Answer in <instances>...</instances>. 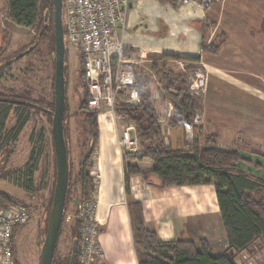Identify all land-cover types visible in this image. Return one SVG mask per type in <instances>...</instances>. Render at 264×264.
Returning a JSON list of instances; mask_svg holds the SVG:
<instances>
[{"label": "crops", "instance_id": "crops-1", "mask_svg": "<svg viewBox=\"0 0 264 264\" xmlns=\"http://www.w3.org/2000/svg\"><path fill=\"white\" fill-rule=\"evenodd\" d=\"M119 34L128 48L143 57L137 68L153 81L154 104L167 145L187 148L185 127L169 125L173 105L168 98L162 99L165 94H159L161 99H156V93L162 90L151 74L159 75L153 68L155 62L179 67L176 60L163 58L164 54L174 53L200 59L185 61L186 72L179 67L204 85L202 98L197 101V110L202 113L200 143L206 145L205 135H213L214 140L207 145L237 149L244 155L234 147L238 136L232 141L226 137L234 130L241 132L238 125H225L236 123L235 117H239L244 123L243 129L248 128L244 134L250 142L245 143L253 145L255 141L257 145H254L264 147V0H222L208 10L194 4L180 7L161 0H132L128 25ZM219 41L222 44L216 52L204 51ZM150 60V67L145 68L143 63ZM98 124L99 140L92 169L96 177L98 243L104 264H139L129 208L131 201L142 204L146 226L162 241H192L198 249L204 241L217 255L228 249L214 184L160 188L147 183L143 172L151 170L153 161L124 157L118 145L116 125L107 115L101 116ZM254 126L262 131H256ZM126 164L138 166L141 171L130 176L129 194L125 188ZM249 166L244 168L252 171ZM152 180L158 181L154 176ZM25 227L17 231L16 245L21 232L23 235L29 231ZM246 251L238 254L236 260H241Z\"/></svg>", "mask_w": 264, "mask_h": 264}, {"label": "trees", "instance_id": "trees-1", "mask_svg": "<svg viewBox=\"0 0 264 264\" xmlns=\"http://www.w3.org/2000/svg\"><path fill=\"white\" fill-rule=\"evenodd\" d=\"M8 1L9 16L18 26L32 27L39 14H41L42 28L38 39L53 29V0ZM161 1L171 2L168 0ZM221 44V41L213 43L205 47L204 51L216 52ZM67 55L68 52L66 53V60ZM163 58L166 60L196 62L200 60L198 57H183L174 53L164 54ZM80 60L83 80L84 64L82 57ZM153 68L160 75L163 83V90L160 91V94L165 95H163L162 99L168 98L174 108V113L168 120L169 125L185 127L191 124L197 110L198 99L191 95L187 86L189 81L184 76L185 74L176 73V71L167 67L166 63L159 65L155 62ZM152 82L147 75L143 74L141 68H137L136 84L141 97L140 104L120 109L122 113L127 115L128 120L136 126V132L143 152L138 159L148 158L153 161L151 170L143 172V177L147 183L160 188L214 184L229 247L223 253L217 255L204 241L201 242L200 249L192 241H162L155 231L148 229L146 226L142 204L138 201H131L129 208L134 242L145 250L144 253L138 254L139 264H239L241 260H238L239 262L236 260L238 254L254 246L258 240L264 241V177L244 168V165L252 164L251 159L243 156L237 149H224L207 145L209 141L212 142L214 140L213 136L206 138V145L200 144L199 139L193 144L187 145V148H172L167 145L163 136L160 115L154 104ZM172 88L175 90L173 94L169 92ZM84 95L80 113L85 114L87 119L86 130L95 143L94 149L84 154L79 163L76 180L81 188L80 193L77 192L74 198L76 209L78 206L76 198L78 203H80L84 200L94 199V194L96 193V184L90 172L94 166L93 158L99 140L98 112L88 109V97L83 88ZM0 105L2 106L0 109V122L2 125L7 120L13 105L36 107L45 110L50 116H52V111L54 110V106L47 110L37 103L7 97L0 98ZM27 119L28 117L24 119L18 118L15 127L16 136L21 133ZM68 120L67 104L64 120L65 139L69 155V179L66 201L72 182ZM137 173H141L138 166L125 165V188L127 194L130 193V176ZM29 175L33 176V171ZM153 176L157 178V182L152 180ZM28 187V185L24 186L26 189ZM18 204L22 203L10 194L0 191V210L9 205ZM20 227H16L13 233L15 264H19L15 257V237ZM79 234L78 231V234L73 237V241H78ZM71 255L72 250L65 264H69ZM74 264H78L77 253Z\"/></svg>", "mask_w": 264, "mask_h": 264}, {"label": "rangeland", "instance_id": "rangeland-1", "mask_svg": "<svg viewBox=\"0 0 264 264\" xmlns=\"http://www.w3.org/2000/svg\"><path fill=\"white\" fill-rule=\"evenodd\" d=\"M8 6V0H0V27L2 29V35L0 33V98L26 100L40 104L41 107L50 110L54 106L55 99V63L52 60V54L55 52L54 27L38 39L42 28L41 14H39L32 27L18 26L9 18ZM36 41L38 42L36 43ZM31 46L33 48L28 50ZM66 47L68 52L66 76L72 182L65 204L66 210L57 242L54 264H65L72 250L73 237L78 234V231L79 233L81 231L74 199L75 194L80 193L81 188L77 183L76 175L81 158L91 149H94L95 143L86 130V116L80 113V106L85 97V95L83 96L84 87L81 76V56L77 50L68 47L67 44ZM153 58L156 57H149V59ZM150 64L151 60L143 63L145 68H149ZM169 68L176 71V73L185 74L184 76L189 81L190 73H184L174 64L170 65ZM151 75L156 81V85L163 90L160 76L153 75V72ZM187 84L189 88V82ZM203 90L199 94L191 95L196 99L202 98ZM159 92L156 93L157 100L160 98ZM169 92L173 94L175 90L172 88ZM1 107L0 105V109ZM201 114L199 110H196L192 121L194 122L195 118L199 117L195 130L199 136V141L202 138V129H200ZM27 117L24 128L16 136L15 127L18 118L24 119ZM100 117L99 114L98 119ZM235 118L236 123L227 122L225 125H238L239 128H237L241 132L234 130L226 137L232 141L238 136L234 147L241 149L243 154L251 159L252 164L249 167L252 168V172L264 177V147L259 148L256 146L255 141L253 145L246 144L245 142L249 140L246 139L247 134H244V131L248 132L246 130L248 128L243 129L245 127L244 123L238 120L239 117ZM122 125L119 122L116 123L118 136L121 133ZM254 128L257 129L256 131H262L260 127L254 126ZM211 136L213 135H205V138L208 139ZM187 145L191 144L187 142ZM32 171L33 176H30L29 174ZM90 173L96 184L93 169ZM55 183L56 164L52 136V116L45 110L36 107L13 105L5 123L2 125L0 122V191L13 195L20 203L25 204L31 212L29 222L23 225L29 231L23 235L21 232L22 236L18 237L17 245L15 243V257L20 264H38L39 262L40 251L47 230V220L52 206ZM26 185L29 186L28 189L24 188ZM94 200H96L95 196ZM137 247L138 254L145 252L141 246L138 245ZM79 260L80 257L77 251L78 264H80ZM240 264H264V241L258 240L254 246L247 250L245 256L241 258Z\"/></svg>", "mask_w": 264, "mask_h": 264}, {"label": "built area", "instance_id": "built-area-1", "mask_svg": "<svg viewBox=\"0 0 264 264\" xmlns=\"http://www.w3.org/2000/svg\"><path fill=\"white\" fill-rule=\"evenodd\" d=\"M132 0H63L65 41L77 50L84 64L83 87L88 97V108L98 115H108L112 123L123 124L118 145L124 155L140 157L142 148L136 126L120 111L126 106L140 104L141 97L136 84V68L143 57L128 48L120 32L128 25V12ZM180 7L189 4L208 10L222 0H168ZM176 63L187 71L184 60ZM191 94L204 89L203 82L189 76ZM197 116L185 126L186 141L198 139ZM95 200L78 203L80 239L77 251L80 264H104L98 243L99 227L95 219ZM30 210L25 204L9 205L0 210V263L15 264L13 233L16 227L27 224Z\"/></svg>", "mask_w": 264, "mask_h": 264}, {"label": "water", "instance_id": "water-1", "mask_svg": "<svg viewBox=\"0 0 264 264\" xmlns=\"http://www.w3.org/2000/svg\"><path fill=\"white\" fill-rule=\"evenodd\" d=\"M54 3V31L55 52L52 60L55 63L54 75V110L52 111V136L56 161V183L52 206L48 218L46 235L43 240L38 264H53L57 242L64 218L68 179L69 155L65 139V113L67 109V77L63 0H53ZM38 41H36L37 43ZM1 45V41H0ZM31 46L28 50H31ZM26 50V51H28ZM76 203L78 200L76 198ZM78 241H73L72 255L69 264H74L77 253Z\"/></svg>", "mask_w": 264, "mask_h": 264}]
</instances>
